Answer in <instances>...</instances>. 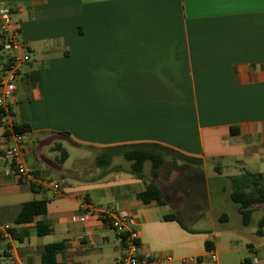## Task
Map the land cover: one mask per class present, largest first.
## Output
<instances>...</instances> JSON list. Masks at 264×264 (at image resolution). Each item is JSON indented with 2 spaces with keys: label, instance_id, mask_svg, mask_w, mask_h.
I'll list each match as a JSON object with an SVG mask.
<instances>
[{
  "label": "crops",
  "instance_id": "crops-1",
  "mask_svg": "<svg viewBox=\"0 0 264 264\" xmlns=\"http://www.w3.org/2000/svg\"><path fill=\"white\" fill-rule=\"evenodd\" d=\"M0 7L12 11L30 52L0 118V264H42L53 243L64 244L59 263L115 264L122 242L98 219L102 211L134 216L151 264L190 257L225 264L221 256L246 252L238 264H264V229L258 236L243 226L230 181L244 172L264 180V0H0ZM2 41L0 34V72L9 60ZM13 125L30 128L20 147L34 190L4 157ZM137 144L199 163L167 156L154 180L149 163L143 179L124 160L117 164L120 157L92 167L101 150ZM71 150L89 155L73 156L81 175L69 166ZM149 182L163 205L139 200ZM41 200L45 214L13 224L23 204ZM85 213L88 221H72ZM263 213L264 204L252 206L256 225ZM169 215L185 229L163 219ZM38 223L50 233L38 236Z\"/></svg>",
  "mask_w": 264,
  "mask_h": 264
},
{
  "label": "trees",
  "instance_id": "trees-1",
  "mask_svg": "<svg viewBox=\"0 0 264 264\" xmlns=\"http://www.w3.org/2000/svg\"><path fill=\"white\" fill-rule=\"evenodd\" d=\"M12 63L9 59L4 69H7ZM4 111L0 109V118L3 117ZM13 131L17 134H24L29 131L27 125H13ZM6 138H8L9 132H5ZM66 157V154H63ZM171 156L174 160L181 159L191 163H199L198 160L185 157L174 150L165 148L158 144H137L128 146H115L101 150L95 158V166L98 168H108L112 165L114 158L121 157L125 162L129 163L128 172L137 179L144 178V165L149 163L150 176L154 180L160 168L164 164L165 157ZM114 169H117L115 167ZM232 184V200L238 204V211L241 215L243 226L247 227L250 224L252 216V206L255 204H264V180L261 176L244 172L239 176L230 178ZM31 189L34 190L35 186L32 184ZM138 198L143 203H149L156 201L159 205H163L162 195L158 187L149 182L146 185V189L138 195ZM47 211V202L30 201L23 204L22 209L13 221V224L18 226L25 223H30L35 217L45 214ZM165 221H176L183 229L185 227L174 216H164ZM36 234L38 236H45L50 233V228L47 225L37 224ZM264 229V213L261 219L258 221L256 235L261 236ZM7 233L16 239L13 229H7ZM64 249L63 243H53L46 245L43 248L41 255L42 264H64L59 263L56 259V255ZM241 264H251L249 259H245Z\"/></svg>",
  "mask_w": 264,
  "mask_h": 264
},
{
  "label": "built area",
  "instance_id": "built-area-1",
  "mask_svg": "<svg viewBox=\"0 0 264 264\" xmlns=\"http://www.w3.org/2000/svg\"><path fill=\"white\" fill-rule=\"evenodd\" d=\"M12 11L8 8L0 7V34L2 36V49L8 53L12 63L7 69L0 72V109L5 110L8 100L14 97L17 88L18 69L21 65L30 62V52L26 44L18 38V32L12 27ZM12 144L5 150L4 157L11 164V173L17 178L20 184L31 186L36 182L34 173L26 168L22 162V149L20 147L21 134L14 131L11 133ZM52 190L58 192L60 182L52 183ZM86 204L81 208L85 211ZM98 219L105 222L109 228L121 238L122 251L115 264H151L153 259L140 252L139 235L136 230V221L132 214L126 211H102L97 213ZM89 220V214L75 216L74 222H84ZM166 260H170L167 256ZM208 261L216 262V253L210 252ZM256 263V258L253 259ZM184 264H205L206 259L190 257L183 260ZM166 264V263H160Z\"/></svg>",
  "mask_w": 264,
  "mask_h": 264
},
{
  "label": "rangeland",
  "instance_id": "rangeland-1",
  "mask_svg": "<svg viewBox=\"0 0 264 264\" xmlns=\"http://www.w3.org/2000/svg\"><path fill=\"white\" fill-rule=\"evenodd\" d=\"M71 159L69 161V166L72 170H74V172H76V174H79L81 175L82 173H84V169L82 168V166L80 164H75L73 165V159L74 157L73 156H78V157H86L89 158V155L88 153L85 151V150H71ZM123 159L120 157L119 160H118V163L119 165L123 164ZM95 164L92 163V167H94ZM86 168H90V167H86ZM167 167L166 166H163L162 169L165 170ZM85 171H88L85 170ZM257 219V215H254L252 218H251V221H250V224H249V227H248V231H254L255 229H257V225H256V220ZM249 254L246 252V253H241V254H234V255H231V256H227V255H224V256H221V261L224 260L225 264H238V260L239 259H243L242 257H247ZM258 257L262 258L263 261H264V249H261L258 251ZM229 258V259H228Z\"/></svg>",
  "mask_w": 264,
  "mask_h": 264
}]
</instances>
